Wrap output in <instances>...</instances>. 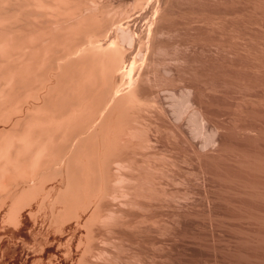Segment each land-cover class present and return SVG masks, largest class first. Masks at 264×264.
Segmentation results:
<instances>
[{"label": "rangeland", "instance_id": "obj_1", "mask_svg": "<svg viewBox=\"0 0 264 264\" xmlns=\"http://www.w3.org/2000/svg\"><path fill=\"white\" fill-rule=\"evenodd\" d=\"M112 2L110 18L134 23L136 44L123 55L145 65L131 87L142 101L126 104V116L139 134L148 130L153 148L139 144V152L157 167L147 177L158 190L148 208L122 213L139 230H119L120 264H264V0ZM136 163L145 166L144 157ZM65 164L54 161L44 173H56L37 178L33 202L49 217L63 206L48 193L65 186ZM97 227L96 241L83 237L88 258L113 244Z\"/></svg>", "mask_w": 264, "mask_h": 264}, {"label": "bare ground", "instance_id": "obj_2", "mask_svg": "<svg viewBox=\"0 0 264 264\" xmlns=\"http://www.w3.org/2000/svg\"><path fill=\"white\" fill-rule=\"evenodd\" d=\"M112 1L0 0V264H120L119 230H139L122 213L158 198L147 177L157 167L139 152L153 148L148 130L139 134L125 106L142 101L131 87L145 65L123 55L136 44L134 23L110 18ZM58 160L67 181L49 190L63 205L49 217L33 201L37 178ZM142 220L149 228V215ZM95 227L113 244L88 258L83 237L97 238Z\"/></svg>", "mask_w": 264, "mask_h": 264}]
</instances>
